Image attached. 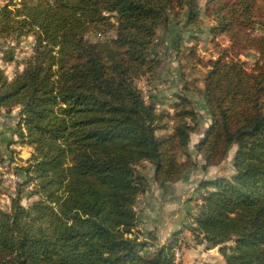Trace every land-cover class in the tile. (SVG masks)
I'll return each mask as SVG.
<instances>
[{
  "label": "trees",
  "instance_id": "trees-1",
  "mask_svg": "<svg viewBox=\"0 0 264 264\" xmlns=\"http://www.w3.org/2000/svg\"><path fill=\"white\" fill-rule=\"evenodd\" d=\"M255 0H11L0 4V113L18 111L14 136L32 148L22 167L39 201L0 208V264H175L172 245L142 255L136 201L148 162L160 188L196 167L187 146L198 114L180 96L173 114L145 101L136 81L159 65L156 30L172 21L175 59L206 33L225 34L209 61L201 96L210 124L194 145L202 171L234 146L233 175L199 183L194 239L219 249L225 264H264V34H254ZM212 21L205 29L204 15ZM255 13V14H254ZM207 16V17H208ZM114 31L110 39L102 34ZM92 34L98 35L92 40ZM32 38L17 62L15 44ZM186 38V39H184ZM257 55L250 69L239 55ZM188 56V55H186ZM172 120L168 135L164 118ZM177 152L188 159L177 160ZM207 187H211L210 190ZM201 236V238H200ZM179 264V263H177Z\"/></svg>",
  "mask_w": 264,
  "mask_h": 264
},
{
  "label": "rangeland",
  "instance_id": "rangeland-1",
  "mask_svg": "<svg viewBox=\"0 0 264 264\" xmlns=\"http://www.w3.org/2000/svg\"><path fill=\"white\" fill-rule=\"evenodd\" d=\"M9 0H0V4ZM17 2L18 0H11ZM202 10L208 6V0H197ZM255 11L252 30L254 34H264V0H255ZM206 14V12H205ZM204 15L203 26L205 29L212 26L210 17ZM179 27L175 22H170L165 29L159 27L156 30L154 46L150 57L158 59L159 65L151 75L142 77L136 81V87L145 101L153 100L157 111L164 114H173V105L180 102L179 97L189 99L192 108L197 112L196 131L191 134L187 146L189 161L195 162L196 167L184 170L182 177L174 183H169L166 189L160 187L153 180V168L145 162L139 167L140 174L146 180V188L139 195L135 205L137 215L134 234L139 241H144L146 246L142 255L151 254L155 249L163 245H172L173 263L177 264H225L219 249L223 245L209 247L205 241L194 239L190 226H195L198 206L201 203L206 190L199 186V182L212 181L219 178L231 179L233 175V158L236 148L232 146L225 159L214 166H209L202 171L200 166L204 164L203 157L195 153L194 145L202 136L203 129L210 124L207 106L201 96L203 91V78L209 68V61L217 57L218 47H228L229 38L217 31L214 34L206 33L194 42L186 43L190 52L183 48L185 58L175 59L171 52V39L178 34ZM98 35L92 34L90 38L96 40ZM114 36L113 30L102 34L100 39H110ZM186 39V38H184ZM1 46V44H0ZM32 38L23 37L15 44L14 58L17 62L27 57L31 52ZM188 55V56H186ZM1 59V54H0ZM257 55L247 51L239 55V60L250 69L256 61ZM0 67L5 75L11 79L20 68L14 64H6L0 60ZM18 111L0 113V208L8 211L11 200L19 198L20 205L24 208L39 201V197L33 195L34 182H29L25 177L22 167L32 154V148L20 144L14 136L15 123ZM167 125L165 130L157 132L158 136L171 133L173 122L168 117L164 118ZM185 154L177 152V160L184 162ZM182 189V194H174L176 186ZM208 190L211 187H207ZM201 238V236H200ZM175 253L178 257H175Z\"/></svg>",
  "mask_w": 264,
  "mask_h": 264
},
{
  "label": "crops",
  "instance_id": "crops-1",
  "mask_svg": "<svg viewBox=\"0 0 264 264\" xmlns=\"http://www.w3.org/2000/svg\"><path fill=\"white\" fill-rule=\"evenodd\" d=\"M160 189H166V187L165 188H160ZM173 191H174V194H182V193H184V192H182L181 188H178V185L176 186V189L175 188L173 189Z\"/></svg>",
  "mask_w": 264,
  "mask_h": 264
},
{
  "label": "built area",
  "instance_id": "built-area-1",
  "mask_svg": "<svg viewBox=\"0 0 264 264\" xmlns=\"http://www.w3.org/2000/svg\"><path fill=\"white\" fill-rule=\"evenodd\" d=\"M175 257L177 258L178 257V255L175 253Z\"/></svg>",
  "mask_w": 264,
  "mask_h": 264
}]
</instances>
